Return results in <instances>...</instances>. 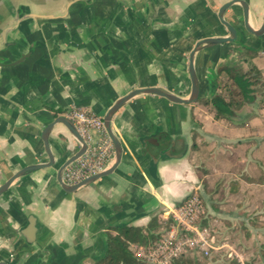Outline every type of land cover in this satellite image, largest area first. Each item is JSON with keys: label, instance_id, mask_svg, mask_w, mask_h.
<instances>
[{"label": "crops", "instance_id": "crops-1", "mask_svg": "<svg viewBox=\"0 0 264 264\" xmlns=\"http://www.w3.org/2000/svg\"><path fill=\"white\" fill-rule=\"evenodd\" d=\"M229 1L0 0V9L6 8L0 15V186L22 168L47 161L41 134L74 107L103 118L119 98L145 87L188 98L189 54L204 38L226 36L218 10ZM244 1L250 21L255 16L262 21L264 0ZM236 14L242 22L241 6ZM7 27L12 29L2 34ZM238 42L258 51L254 65L260 57L264 61V35L240 30L236 42L197 53L200 98L211 97L206 76L228 64ZM111 127L122 146L120 164L74 193L60 187L56 169L82 144L64 124L53 127L48 141L55 167L19 178L0 197V261L92 264L105 253L107 229L166 218L202 190L208 177L202 166L210 172L232 163L253 176L264 173V106L257 117L236 125L215 119L212 107L199 100L184 105L140 95L115 114ZM90 132L91 145L103 140L97 130ZM222 153L233 159L218 160ZM114 162L113 156L110 166ZM31 214L43 229L27 245L11 233Z\"/></svg>", "mask_w": 264, "mask_h": 264}, {"label": "rangeland", "instance_id": "rangeland-1", "mask_svg": "<svg viewBox=\"0 0 264 264\" xmlns=\"http://www.w3.org/2000/svg\"><path fill=\"white\" fill-rule=\"evenodd\" d=\"M238 6L240 5L236 4L230 9L227 19L242 34L250 35L242 30V22L236 14ZM5 12L6 8L2 7L0 15H5ZM261 22V19L256 16L250 21L255 29L260 26ZM227 34L228 31L225 29L224 35ZM234 46L238 51L231 53L228 60L229 66L235 67L238 73L250 71L251 66L254 65L251 61L254 57L253 53L242 48V43H235ZM240 50L245 52H240ZM255 66L259 70L263 68V57H260L258 65ZM213 71L220 75L216 78L215 93L227 96L226 89L232 86L230 76L227 73L222 74V69L216 66ZM261 72L263 76L257 79L256 88H261L259 90L263 94L264 71L261 70ZM252 77L257 78V74L253 72ZM261 94L256 96V101L260 99ZM255 104H248L239 109L237 113L241 115L259 114L260 110L255 108ZM235 154L240 156V151L237 150ZM221 159L231 161L233 156L229 158L222 153L218 160ZM258 166L261 170L262 166L259 164ZM238 167L232 163L226 166L217 164L210 172L205 166L201 167L202 174L208 177L205 178L207 181H203L202 190L197 191L204 205V213L197 220L196 225L200 229H207L205 238L211 247L208 249V255L197 246L188 249L183 254L195 264H264V251L262 250L264 247V173L253 176L243 168L239 170ZM172 225H174L173 219L169 226L162 225L159 229L160 233L164 234ZM11 235H14V240L20 237L16 231ZM181 235H185V232L181 231ZM210 240L214 241L211 243Z\"/></svg>", "mask_w": 264, "mask_h": 264}, {"label": "water", "instance_id": "water-1", "mask_svg": "<svg viewBox=\"0 0 264 264\" xmlns=\"http://www.w3.org/2000/svg\"><path fill=\"white\" fill-rule=\"evenodd\" d=\"M239 4L242 9V25L243 29L246 33L253 35L255 37H260L264 35V18L260 24V26L255 29L251 26L250 23V10H249V5L247 2L244 0H231L225 4H223L219 10H218V18L220 23L226 28L228 31V34L226 36H220V37H209V38H204L200 41H198L193 50L189 54V64H188V73L191 81V90L188 98H183L177 94H174L168 90H165L163 88L159 87H145V88H138L135 90H132L130 93L127 95L119 98L108 110L106 115L103 117L104 121V127L105 131L109 137V139L112 142L113 149H114V159L115 162L112 166H110L107 170L98 173L96 175H93L89 178H86L85 180L81 181L80 183L76 185H67L66 183L63 182L62 179V173L63 170L73 163L77 158H79L81 155L84 154V152L87 149V143L85 139L82 137L81 134H79L73 125V122L68 119L66 116H60L56 118L53 122L49 123L43 130L41 134V139L44 144V150L47 155V161L41 162V163H36L32 164L29 166H26L22 168L21 170L17 171L14 173L8 180H6L1 186H0V197L7 192L10 187L13 185V183L18 180L19 178H22L26 175H29L35 171H38L40 169H45V168H54L55 167V157L50 149L49 146V141H48V136L53 129V127L58 124L62 123L64 124L72 134L76 136V138L79 140V142L82 144L81 150L72 158H70L64 165H62L60 168L56 169V180L60 187L67 193H74L77 190L86 187L97 180L110 175L113 173V171L118 167V165L121 162V157H122V146L119 141V139L116 137V135L113 133L112 127H111V122L115 114L130 100L134 99L137 96L140 95H155L161 98H165L170 102L177 103V104H192L195 103L199 100L200 98V93H201V83L200 79L198 77L196 68H195V56L197 53L216 46L228 44V43H234L238 39V29L236 26L231 23L230 21L226 20L225 14L226 12L233 6ZM33 17H39L37 15H32ZM43 18H51L50 16H40ZM12 29V27H7L2 31V34H5L6 32H9ZM28 55L22 56L19 60L14 62L12 66L19 65L22 63ZM218 75V73H217ZM208 86L211 90V94L213 95L216 90H217V85H216V78L214 76H210L208 80ZM91 130L88 131L89 136L91 137V142L93 143V137L90 132ZM95 143V142H94ZM158 143V142H157ZM43 226L39 222L38 218L31 214L27 217L26 223L18 229V233L20 234L22 240L27 244V245H32L35 243L37 236L42 232ZM0 264H7L6 262L0 261Z\"/></svg>", "mask_w": 264, "mask_h": 264}, {"label": "built area", "instance_id": "built-area-1", "mask_svg": "<svg viewBox=\"0 0 264 264\" xmlns=\"http://www.w3.org/2000/svg\"><path fill=\"white\" fill-rule=\"evenodd\" d=\"M66 117L81 129V135L87 143V149L82 157L63 170V182L72 186L107 170L111 165L114 149L105 131L103 118L94 115L86 108L77 107L70 109ZM91 129L97 130L104 136L103 140L95 145H91L92 140L88 134ZM203 213L204 205L196 191L171 213L174 225L169 227L160 241L149 248L133 245L131 248L134 254L146 264H172L188 249L196 246L208 255L211 245L205 238L207 229H200L196 225ZM181 231L185 232V235H181ZM188 234L192 235L188 236ZM213 241L210 240L211 243Z\"/></svg>", "mask_w": 264, "mask_h": 264}, {"label": "trees", "instance_id": "trees-1", "mask_svg": "<svg viewBox=\"0 0 264 264\" xmlns=\"http://www.w3.org/2000/svg\"><path fill=\"white\" fill-rule=\"evenodd\" d=\"M242 48H245L242 45ZM253 56L258 54L257 50L249 49ZM257 74V78L252 77V73ZM262 72L255 65L251 66L247 73L235 74L232 78V86L227 91V96L217 94L210 98H200L199 101L205 106H211L214 112V118L217 120H226L231 124L244 125L247 121L257 117L259 114H251L238 119L236 112L248 104H255V108L261 110L264 106V93L258 101L255 100V87L257 79L262 78ZM264 87V85L262 86ZM192 194L187 196L177 206L183 204ZM172 222V215L168 214L166 218L158 219L153 217L145 226H125L119 228H109L105 236V253L92 264H146L141 258L136 256L131 245L149 248L155 246L161 239L163 233L159 229L163 224L169 226ZM3 233L2 230H0ZM264 251V247L262 248ZM264 257V253H263ZM172 264H195L185 255L180 256Z\"/></svg>", "mask_w": 264, "mask_h": 264}, {"label": "flooded vegetation", "instance_id": "flooded-vegetation-1", "mask_svg": "<svg viewBox=\"0 0 264 264\" xmlns=\"http://www.w3.org/2000/svg\"><path fill=\"white\" fill-rule=\"evenodd\" d=\"M244 30V29H243ZM238 70L235 68V67H233V66H229V64H226L224 67H223V69H222V74L223 73H227L229 76H230V79L232 80V78H233V76L235 75V74H240V73H238L237 72ZM219 72V71H218ZM247 73V72H246ZM210 76H214L215 78H217L218 76H220V75H217V72H215V71H211V72H209L208 74H207V76H206V79L207 80H209V77ZM259 89H261V88H256L255 87V93H254V96H255V100H257V98H256V96L257 95H259V94H261V90H259ZM217 94L216 93H214L213 95L211 94V97L212 96H216ZM6 193V192H5ZM4 193V194H5ZM1 223V222H0ZM3 231V230H2ZM3 235H4V231H3V233H2ZM18 235L20 236V234L18 233ZM20 238H21V236H20ZM22 239V238H21Z\"/></svg>", "mask_w": 264, "mask_h": 264}]
</instances>
